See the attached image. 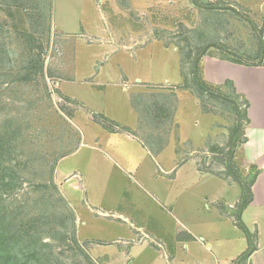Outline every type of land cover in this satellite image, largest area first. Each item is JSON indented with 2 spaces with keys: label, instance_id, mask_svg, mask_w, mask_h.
Returning a JSON list of instances; mask_svg holds the SVG:
<instances>
[{
  "label": "rangeland",
  "instance_id": "obj_1",
  "mask_svg": "<svg viewBox=\"0 0 264 264\" xmlns=\"http://www.w3.org/2000/svg\"><path fill=\"white\" fill-rule=\"evenodd\" d=\"M127 2L114 9L109 2L101 6V0H0V264H164L163 255L173 250L190 264H215L216 256L227 259L244 249L237 242L239 232L211 202L221 180L206 181L207 175L188 167L180 168L175 179L164 177L154 161L170 167L179 156H149L128 143L119 152L124 162L116 167L105 156L107 146L126 141L113 137L112 128L88 120L82 122L84 130L96 131L98 147L105 152L83 148L77 154V103L62 95L85 99L104 116V126L116 119L132 129L138 113L130 98L143 92L162 100V89L185 84L190 71V92L179 91L184 99L168 95L162 107H147L146 115L176 118L181 126L175 136L193 139L200 147L212 132L211 117L204 114L208 111L224 120L228 142L236 108L243 117V105L229 87L222 93L213 89L212 96L202 93L200 75L193 79L194 61L214 54L263 66L264 0H256L258 11L233 0ZM108 16L115 29L145 38L130 42L128 49L108 48L100 43L110 38ZM70 69L73 77H67ZM120 75L121 82L115 81ZM89 79L115 84L90 87L84 82ZM128 83L142 88H127ZM216 142L195 158L210 163L209 174L221 178V164L234 173V163L229 150L218 151ZM77 162L84 175L80 191L68 186L77 179L65 177L77 170ZM77 203L87 204L81 218ZM89 208L95 211L89 213ZM99 209L126 219L112 212L97 214Z\"/></svg>",
  "mask_w": 264,
  "mask_h": 264
},
{
  "label": "crops",
  "instance_id": "obj_2",
  "mask_svg": "<svg viewBox=\"0 0 264 264\" xmlns=\"http://www.w3.org/2000/svg\"><path fill=\"white\" fill-rule=\"evenodd\" d=\"M101 0V6H104L106 2H109L114 9H117V6L122 3H127V0ZM171 1V0H170ZM239 6H245L249 11H258L259 6H255L256 0H233ZM244 2V3H243ZM116 6V7H115ZM129 6V5H128ZM98 7V3H97ZM128 9L127 7H118ZM131 8V7H130ZM110 23V38H103L100 40V43H105L108 48H113L116 50L119 49H128L130 48V42L142 41L145 37L143 33H129L123 32L115 27L114 21L108 16V24ZM154 25V24H153ZM152 26V25H151ZM159 26V25H154ZM61 32L65 33L63 29H59ZM68 35H73L65 33ZM70 36V37H71ZM75 36L74 38H76ZM134 46V45H133ZM71 75L67 77H73V72L71 69L68 71ZM99 69V74H100ZM94 73V72H93ZM92 73V74H93ZM190 74V71H189ZM187 73L185 84L184 82H179L174 85L172 89H162L166 91L162 94V100H156V97L152 98L145 95V93L135 94L134 99L130 98L133 109L136 110L138 116L133 123V128L126 127L123 124V120L119 122L107 120L109 124L107 126L103 125V122L106 120L104 116L100 114L98 110L91 109L90 103L85 99L64 96L74 103H77V154L81 152V149H87L93 152H105V150L98 147L99 137L95 130H84L82 122L88 120L89 122H96V124L102 127L112 128V132L115 133L113 137L121 139L123 143L112 142L110 146H107L105 152L106 158L115 162V166L119 167V161L124 162L123 156L119 155L121 149H123V144L128 143L134 147L137 151L146 152L147 155L153 156V154H162L165 152H170L180 157V161H172L171 166L167 167L166 165H159L155 161L157 170H159L164 177H174L177 178V172L180 168L188 167L190 171H196V174L200 176H208V180L219 179L221 180V185L216 191V196L212 198L211 202L215 204L217 213L224 219H229L232 227L235 231L239 232V237L237 242L241 245V242L244 243V249L236 255H230L225 259L224 257H215V264H264V65L263 66H251L242 63H235L222 59L217 55H205L201 56L200 60V75L203 82L213 89H218L221 93L224 92L226 87V82L231 83L232 94L236 99H239V105H243L245 108V117L242 120L243 135L239 137L237 145L234 149L233 163H234V173L228 171V166L226 164H221L220 171L222 176L214 177V175L209 174L210 163H198L197 158L198 154L206 155L211 149L212 145H215L218 148L217 150L224 151L229 150V141L227 142V137L225 134L224 125L225 122L218 115L215 117L214 113H209L204 111L205 115L211 117L210 125L212 132L208 135V138L205 142L200 144V147L193 143V139L188 137L182 138L181 136H175L173 131L180 132V126L176 118H171L165 114H159L158 112L153 113L152 116L146 115L147 107H154L156 103H160V107L166 102L168 95L176 97L178 94L179 98H182L179 91H185L186 93L190 92L189 88V75ZM123 75L118 76L115 81L121 82ZM113 79V78H112ZM66 84L70 83V79L63 81ZM73 83V81H71ZM86 82L90 87H99L107 88L112 87L115 83H101V81H93L89 79ZM107 82V81H106ZM140 81L138 80V83ZM127 88L138 89L142 88L139 84L127 85ZM60 91V87L58 85ZM127 89L125 88L123 92L125 93ZM160 94V92H155ZM151 94V93H150ZM191 94V93H190ZM222 95V94H221ZM137 100H136V99ZM184 99V98H182ZM199 100V99H198ZM196 99V104L199 105V101ZM183 101V100H182ZM215 105V103H213ZM179 102L176 101L174 105V110L178 108ZM168 107V105H165ZM220 107V106H218ZM218 109V108H217ZM219 110V109H218ZM93 111L92 113H90ZM213 114V115H212ZM102 120V121H100ZM197 125V123H195ZM109 129V128H108ZM109 131H111L109 129ZM242 138V140H241ZM214 142V143H213ZM216 149H213L214 151ZM76 154V153H75ZM74 154V155H75ZM151 158V157H150ZM67 159V158H66ZM65 159V160H66ZM79 159H77L78 161ZM86 163H88L86 161ZM86 163L84 165H86ZM81 164L77 162V170L74 173H69L65 177L70 182L71 179H77L76 185H68L73 190H84V175L82 172ZM208 166V168H206ZM220 166V165H219ZM58 175H62L61 171H57ZM136 175H139L138 172ZM180 175V174H179ZM179 177V176H178ZM131 178L138 186H143L142 182L136 177ZM157 179V178H156ZM170 182V181H169ZM173 182V181H172ZM248 201L247 205H243L244 202ZM83 203V202H82ZM87 203V202H86ZM84 204L77 203V218H81L80 210L83 209ZM88 204V203H87ZM86 204V205H87ZM174 208V207H172ZM173 210V209H172ZM95 211L92 208L88 209V212L91 213ZM97 214L103 216L108 215L112 212L116 218L126 219L121 214H118L114 210L106 212L99 209L96 211ZM137 231H141L143 228L135 227ZM189 235L192 239H198L195 235L189 232ZM144 237H147V233L143 234ZM236 242V240H234ZM208 255H211V245H207ZM176 249V243H175ZM177 252L173 250L168 257L163 255L165 258L164 264H190V260L187 257H179ZM225 252V256H227ZM239 254V255H238ZM215 256V255H214ZM162 258V259H163Z\"/></svg>",
  "mask_w": 264,
  "mask_h": 264
},
{
  "label": "trees",
  "instance_id": "obj_3",
  "mask_svg": "<svg viewBox=\"0 0 264 264\" xmlns=\"http://www.w3.org/2000/svg\"><path fill=\"white\" fill-rule=\"evenodd\" d=\"M193 4L196 5L195 2ZM202 55L203 54H201L194 61V70L192 72V75H193V77H195V78H193L195 81H196L197 77H199V75H200V65H199V68H198V59L201 58ZM199 78H200V81L198 82L199 84H197V86L200 87V91L202 93L208 94L209 96L210 95L212 96L213 92H211V91L213 90V88L207 86L203 82V80L201 79V75H200ZM226 85L229 86V87H231V83H229V82H226ZM217 97L220 100H224L225 99L221 95L220 96H217ZM245 108L246 107H244V110H245ZM244 110H243V113L240 112L243 117H241V115L239 114V109L236 108V111H235V114L237 116V121L234 124L233 128L230 130V139H229V159L230 160L234 156V149H235V147L237 145V141H239V137H241L243 135V127H242L243 124H242L241 118L244 119V117H245V111ZM241 140H242V138H241ZM247 204H248V201H246V202L243 203L244 206L247 205Z\"/></svg>",
  "mask_w": 264,
  "mask_h": 264
}]
</instances>
